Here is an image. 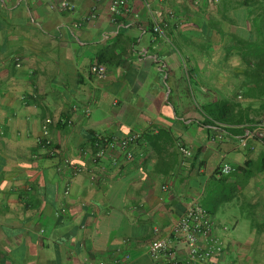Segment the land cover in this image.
Listing matches in <instances>:
<instances>
[{
    "label": "crops",
    "instance_id": "crops-1",
    "mask_svg": "<svg viewBox=\"0 0 264 264\" xmlns=\"http://www.w3.org/2000/svg\"><path fill=\"white\" fill-rule=\"evenodd\" d=\"M62 1L0 0V264H169L150 245L193 204L219 264H264V100L241 92L258 0ZM133 134L132 160L96 161Z\"/></svg>",
    "mask_w": 264,
    "mask_h": 264
},
{
    "label": "built area",
    "instance_id": "built-area-1",
    "mask_svg": "<svg viewBox=\"0 0 264 264\" xmlns=\"http://www.w3.org/2000/svg\"><path fill=\"white\" fill-rule=\"evenodd\" d=\"M163 1V0H161ZM124 3L114 1L112 5V13L118 14L123 9ZM74 5L64 0L59 4V10L63 12L72 11ZM157 27L155 32H160ZM92 71L101 79L107 77V69L103 65H94ZM139 135L133 134L121 141L108 140L104 142L98 140L96 143L97 152L94 158L96 161L106 155L107 148H119L126 151V157L129 160L133 159V154L128 149L130 145L136 143ZM47 145L50 142L46 143ZM243 144L246 145V143ZM185 156H191V153L184 148H181ZM65 165L71 166L69 159L64 160ZM81 168L75 167V173L81 172ZM236 171L231 165H224L218 171V176L227 177ZM69 193V189H67ZM227 230V228H225ZM159 233V229L155 230ZM182 243L187 251L189 264H219V258L224 252V243L217 235V223L211 218L209 213L197 204L189 206L183 216L178 221L173 233L167 237H159L152 242L149 248V253L152 259L156 262L168 261L169 264H180L177 251L174 247V241Z\"/></svg>",
    "mask_w": 264,
    "mask_h": 264
},
{
    "label": "trees",
    "instance_id": "trees-1",
    "mask_svg": "<svg viewBox=\"0 0 264 264\" xmlns=\"http://www.w3.org/2000/svg\"><path fill=\"white\" fill-rule=\"evenodd\" d=\"M257 4V18L258 20L261 19V22H258L257 28L259 33H264V0H258ZM254 14L256 13L253 12V15ZM247 46H249V44H247ZM256 46H258V54H256L255 57L245 58L247 70L241 74L243 85L241 92L244 93L243 95L247 99L264 100V43L257 44ZM249 48L251 49V47ZM256 48L257 47L252 46L251 50H255ZM250 67L254 68L250 70ZM250 85L252 87H250ZM225 106L226 104H222V116H224ZM230 106L233 108L236 107V105L232 104ZM209 116L215 122H224V118L220 116L216 105L209 108Z\"/></svg>",
    "mask_w": 264,
    "mask_h": 264
}]
</instances>
